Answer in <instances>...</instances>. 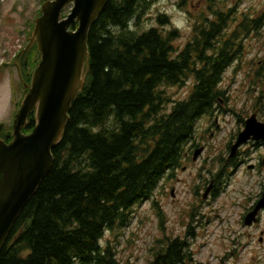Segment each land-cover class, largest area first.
<instances>
[{"label":"trees","instance_id":"1","mask_svg":"<svg viewBox=\"0 0 264 264\" xmlns=\"http://www.w3.org/2000/svg\"><path fill=\"white\" fill-rule=\"evenodd\" d=\"M156 1L111 0L93 24L84 89L53 150L52 170L14 225L0 264H122L107 234L126 228L133 207L150 201L181 166L199 120L223 102L226 73L245 40L262 28L263 17L244 15L233 26L238 17L230 18L231 10H212L179 49L167 15L143 28V14ZM33 29L31 23L29 37ZM16 59L30 84L40 61L37 45ZM190 80L188 97L173 101L167 88ZM35 126L32 114L24 132ZM0 138L11 142L12 128L1 123ZM190 236L158 239L150 264L191 262Z\"/></svg>","mask_w":264,"mask_h":264},{"label":"rangeland","instance_id":"2","mask_svg":"<svg viewBox=\"0 0 264 264\" xmlns=\"http://www.w3.org/2000/svg\"><path fill=\"white\" fill-rule=\"evenodd\" d=\"M43 1L0 0V66L4 67H0V123L8 126L15 121L21 97L14 98L15 87L21 90L15 58L30 44L29 27ZM212 10H231L230 18L238 17L234 26L244 15L264 16V0H157L143 14L142 25L158 26L157 17L167 15L168 29L179 32L175 45L183 49L194 26ZM192 86L190 80L167 92L173 101H181ZM223 89L226 95L220 107L199 120L193 139L185 145L181 166L163 178L150 201L133 207L126 228L107 234L122 264H150L158 239L184 238L189 233L193 257L188 264H264V212L252 227L244 225L264 193V144L249 142L238 150L236 162L230 160L231 146L245 121L256 114L264 122V26L245 40Z\"/></svg>","mask_w":264,"mask_h":264},{"label":"water","instance_id":"3","mask_svg":"<svg viewBox=\"0 0 264 264\" xmlns=\"http://www.w3.org/2000/svg\"><path fill=\"white\" fill-rule=\"evenodd\" d=\"M110 1L46 0L42 6L31 42L37 43L41 62L16 114L14 140L8 144L0 139V254L23 209L52 170L53 150L62 140L73 103L84 88L91 28ZM71 6L70 14L63 18ZM76 25V29H71ZM33 113L37 124L26 135L23 130ZM250 140L264 141V122L256 114L246 121L230 158ZM199 154L201 150L195 160ZM262 209L264 196L246 218V225L257 222Z\"/></svg>","mask_w":264,"mask_h":264},{"label":"bare ground","instance_id":"4","mask_svg":"<svg viewBox=\"0 0 264 264\" xmlns=\"http://www.w3.org/2000/svg\"><path fill=\"white\" fill-rule=\"evenodd\" d=\"M170 101V100H169Z\"/></svg>","mask_w":264,"mask_h":264}]
</instances>
